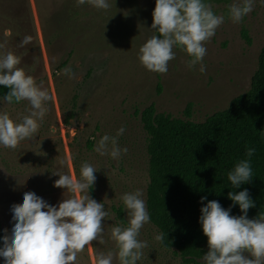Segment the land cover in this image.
Wrapping results in <instances>:
<instances>
[{
	"label": "rangeland",
	"instance_id": "374dc122",
	"mask_svg": "<svg viewBox=\"0 0 264 264\" xmlns=\"http://www.w3.org/2000/svg\"><path fill=\"white\" fill-rule=\"evenodd\" d=\"M63 1L0 0V42L5 44L0 51L19 56L18 66L50 96L37 132L15 149L0 147V226L4 234L11 226L9 209L25 192L35 193L50 205L71 195L53 187L58 177L51 172L59 170L75 176L72 158L81 155L98 170L94 173L93 199L102 202L108 212L102 221L103 243L92 241L77 254L76 264H93L96 251H115L109 239L110 227L126 220L120 195L140 189L145 201L147 156L140 112L153 105L157 113L202 122L245 93L264 45V4L257 0L250 13L239 23H232L227 12L233 0H205L215 14L225 17L205 43V72L197 70L199 65L188 69V57L174 48L175 58L168 62V71L159 74L145 70L137 59L138 47L154 34L149 27L155 0H109L107 10L90 5L72 20L74 31L80 25L91 30L88 42L84 45L80 37H75L69 42L61 40L59 48H48L44 42L45 20ZM25 35L32 37L31 42L19 47ZM78 46L80 52L65 66H70L73 73L69 79L56 67ZM29 110L26 101L17 105L0 101V111L17 122ZM122 126L125 131L117 141L127 152L118 160L98 155L93 150L96 141L105 134L115 135ZM87 140L92 142L91 150L85 146ZM59 159L65 161L63 167L57 163ZM113 208H121L123 223ZM155 234L149 223L140 229L138 239L147 241L148 247L137 264H193L161 249L153 239ZM113 264L118 260L114 258ZM195 264L202 262L199 259Z\"/></svg>",
	"mask_w": 264,
	"mask_h": 264
},
{
	"label": "clouds",
	"instance_id": "9594fccd",
	"mask_svg": "<svg viewBox=\"0 0 264 264\" xmlns=\"http://www.w3.org/2000/svg\"><path fill=\"white\" fill-rule=\"evenodd\" d=\"M255 2L257 0H233L228 6L229 20L239 23L252 11ZM258 2L264 4V0ZM89 3L98 10L110 7L109 0H89ZM224 19L223 15L215 14L205 0H155L149 27L154 34L138 47V62L147 71L165 74L168 62L175 58V48L188 57V69L199 65L197 70L204 73L205 43ZM31 39L25 35L18 46L24 47ZM4 47L5 44L0 42V50ZM20 61L13 52L0 51V86L7 89L0 101L8 104L26 101L30 106L28 114L19 122L0 111V147L8 149H15L19 142L29 140L37 132L38 122L45 116L50 100L49 94L18 66ZM62 74L71 79V67L62 69ZM124 131L122 126L113 136H101L93 150L100 156L118 160L127 152V148H121L117 141ZM254 152V148H247L246 158L227 171L226 179L231 189L251 181L250 158ZM57 163L63 167L65 161L59 159ZM97 171L86 161L81 162L77 176L52 171L51 175L58 177L53 187L71 194L56 205L48 204L31 191L21 194L18 203L9 209L11 226L0 235V264H76L77 254L85 246L92 241L103 243L102 221L108 212L102 202L88 194ZM142 196L140 189L120 195L126 220L110 227L109 239L115 251H96L93 264H113L114 258L118 264H137L141 260L148 243L138 236L140 229L150 222ZM205 199L200 197L202 206L198 217L208 249L200 257L202 264H264V214L253 219L247 217L248 209L254 207L247 189L228 191L227 199L232 203L227 209L216 200L204 203ZM232 206L238 207L240 215H230ZM153 239L162 243L165 233L158 232Z\"/></svg>",
	"mask_w": 264,
	"mask_h": 264
},
{
	"label": "trees",
	"instance_id": "16d2710c",
	"mask_svg": "<svg viewBox=\"0 0 264 264\" xmlns=\"http://www.w3.org/2000/svg\"><path fill=\"white\" fill-rule=\"evenodd\" d=\"M90 5L89 0H64L45 20L46 46L59 48L61 40L69 42L75 37L86 44L91 30L80 25L81 28L74 31L72 20L77 12H83ZM79 46L60 59L58 71L67 65L70 57L80 52ZM6 92L7 89L0 86V96ZM19 103L13 101L11 104ZM185 116L188 117V113ZM139 122L145 135L147 156L145 205L149 224L157 233H165V240L159 242L161 249L172 251L183 262L193 264L206 254V238L198 223L202 196L206 197L204 203L216 200L227 209L232 203L227 199L228 191L247 189L254 202L247 217L253 219L264 214V45L249 89L233 98L225 109L202 122H192L157 113L153 105H149L140 112ZM85 146L91 150L92 142L87 140ZM250 147L255 149L250 158L252 179L240 188L231 189L226 179L227 171L246 158L245 151ZM18 161L19 158L13 161L15 167ZM82 161L85 159L81 155L72 158L75 176ZM94 188L93 184L89 189L91 198L95 197ZM113 210L118 221L123 223L121 208ZM230 215H240L237 206L231 207ZM0 235H3L1 226Z\"/></svg>",
	"mask_w": 264,
	"mask_h": 264
}]
</instances>
